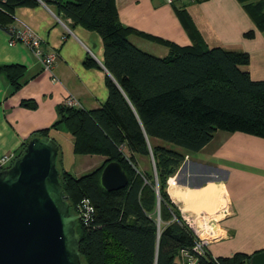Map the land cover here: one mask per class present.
I'll list each match as a JSON object with an SVG mask.
<instances>
[{"label":"trees","instance_id":"1","mask_svg":"<svg viewBox=\"0 0 264 264\" xmlns=\"http://www.w3.org/2000/svg\"><path fill=\"white\" fill-rule=\"evenodd\" d=\"M237 1L264 32L263 0ZM40 3L54 7L73 25L98 34L108 72L107 98L99 108L59 105L56 121L32 135L51 137L50 131L64 129L73 139L75 155L104 158L81 176L57 166L70 212L78 215L83 200L93 209L89 222L79 219L76 225L82 262L184 264L182 251L191 252L198 237L170 200L167 180L185 155L199 152L216 131L264 139V81L250 78L245 69L250 61L247 53L209 48L182 9L178 14L192 42L188 47L123 26L114 0H0V30L7 32L14 23L16 8ZM131 34L165 45L168 54L160 58L138 49L128 39ZM244 36L253 38L254 32ZM84 66L96 64L86 58ZM24 73L21 65H0V75L6 77L11 93L20 88ZM21 106L35 109L36 103L22 101ZM138 157L151 160L148 170L139 168ZM110 162L120 165L127 185L109 192L100 186L99 177ZM260 252L213 257L205 248L195 264H250L251 257Z\"/></svg>","mask_w":264,"mask_h":264},{"label":"crops","instance_id":"2","mask_svg":"<svg viewBox=\"0 0 264 264\" xmlns=\"http://www.w3.org/2000/svg\"><path fill=\"white\" fill-rule=\"evenodd\" d=\"M114 3L123 26L178 47L192 44L178 14V10H184L209 48L247 53L250 61L245 69L250 78L264 81V32L256 28L237 0L172 5L165 0ZM14 21L38 34L44 52L54 54V77L43 72L27 47L20 43L10 46L7 33L0 30V65L16 64L25 69L21 86L14 93L6 77L0 75V157L17 156L34 132L49 128L57 119V106L66 97L75 98L84 110L99 108L107 98L108 72L103 67V45L98 34L73 25L44 3L16 8ZM249 31L254 32L253 38L244 36ZM128 39L138 49L160 58L169 52L155 40L135 34ZM86 58L96 66H84ZM28 100L36 103L35 109L21 106ZM55 132L50 131L52 138ZM81 158L83 171L94 170L104 160L90 155ZM138 163L142 171L150 168L144 157H138ZM166 192L186 223L199 216L213 222L217 238L206 247L213 257L264 251V139L216 131L199 152L185 155L168 178ZM224 207L227 214L223 215Z\"/></svg>","mask_w":264,"mask_h":264},{"label":"water","instance_id":"3","mask_svg":"<svg viewBox=\"0 0 264 264\" xmlns=\"http://www.w3.org/2000/svg\"><path fill=\"white\" fill-rule=\"evenodd\" d=\"M60 146L51 137L30 138L9 167L0 170V264H84L68 196L60 182ZM100 186L127 185L116 162L101 171ZM250 264H264V252Z\"/></svg>","mask_w":264,"mask_h":264},{"label":"built area","instance_id":"4","mask_svg":"<svg viewBox=\"0 0 264 264\" xmlns=\"http://www.w3.org/2000/svg\"><path fill=\"white\" fill-rule=\"evenodd\" d=\"M193 1L195 0H165L166 4L168 5L176 3L182 4ZM6 33L8 35V44L10 46L20 43L27 47L32 52L34 57L41 63L43 72L54 77L52 74V68L55 56L52 53L50 54L44 52L42 47L43 40L38 34H36L24 24L15 21L7 28ZM63 105L74 108L81 107L78 101L72 96L66 97V99L63 101ZM15 158L16 156L13 154L0 157V170L9 167ZM77 211L79 219H82L85 223L90 221L89 218L93 213V209L88 200H83L78 206ZM221 214H227V209L225 207L222 209ZM187 221L188 226L194 231L195 235L198 237V240L196 241L192 251H182V256L184 259V264H195L197 257L204 254L205 248L210 241L205 237H201L202 233L206 234L209 238H211V240L217 238V235H215L216 233L214 231L213 222L204 216H199ZM198 222L200 225H204L203 227L199 228V231H197Z\"/></svg>","mask_w":264,"mask_h":264},{"label":"rangeland","instance_id":"5","mask_svg":"<svg viewBox=\"0 0 264 264\" xmlns=\"http://www.w3.org/2000/svg\"><path fill=\"white\" fill-rule=\"evenodd\" d=\"M53 138L58 143L61 150V155L58 161L59 168H64L65 170L69 171L71 174L75 176H81L83 174L90 172L88 170L87 171L81 170L80 166L81 164H83L84 160H82L81 156H77L73 153V139L67 132H65L64 129L56 131ZM162 145L171 149H178L177 147L171 144L162 143ZM95 157H97L95 158L96 160L101 159L100 156H95ZM150 162L151 160L147 159V163L150 164ZM200 227H203V224L200 225V223L198 222L197 231L199 230ZM203 237H205L207 240H211V238H209L206 234H203Z\"/></svg>","mask_w":264,"mask_h":264},{"label":"bare ground","instance_id":"6","mask_svg":"<svg viewBox=\"0 0 264 264\" xmlns=\"http://www.w3.org/2000/svg\"><path fill=\"white\" fill-rule=\"evenodd\" d=\"M175 192H176V191H175ZM213 225H214V224H213ZM203 226H204V225H203ZM198 231H199V230H198ZM203 234H204V233H202L201 237H203Z\"/></svg>","mask_w":264,"mask_h":264}]
</instances>
